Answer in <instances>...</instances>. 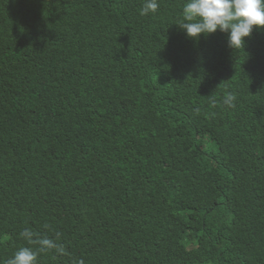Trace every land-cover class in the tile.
<instances>
[{"label": "trees", "instance_id": "16d2710c", "mask_svg": "<svg viewBox=\"0 0 264 264\" xmlns=\"http://www.w3.org/2000/svg\"><path fill=\"white\" fill-rule=\"evenodd\" d=\"M157 2L0 0V264H264V30Z\"/></svg>", "mask_w": 264, "mask_h": 264}, {"label": "clouds", "instance_id": "9594fccd", "mask_svg": "<svg viewBox=\"0 0 264 264\" xmlns=\"http://www.w3.org/2000/svg\"><path fill=\"white\" fill-rule=\"evenodd\" d=\"M158 7L157 0H144L140 15L154 13ZM177 25L193 39L219 30L226 34L229 48L239 49L244 47L245 38L251 37L254 29L264 30V0H187L183 7V20ZM234 100L235 96L229 93L223 103L234 107ZM19 235L38 247L36 250L20 247L4 264H37L38 253L56 250L63 254L65 251L55 240L41 237L30 228H25Z\"/></svg>", "mask_w": 264, "mask_h": 264}]
</instances>
